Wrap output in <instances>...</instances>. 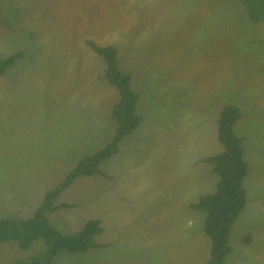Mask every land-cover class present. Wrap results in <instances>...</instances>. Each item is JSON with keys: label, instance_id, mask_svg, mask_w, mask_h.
Here are the masks:
<instances>
[{"label": "rangeland", "instance_id": "374dc122", "mask_svg": "<svg viewBox=\"0 0 264 264\" xmlns=\"http://www.w3.org/2000/svg\"><path fill=\"white\" fill-rule=\"evenodd\" d=\"M0 20V59L23 54L0 76V220L33 217L112 142L120 96L91 39L118 47L142 121L100 167L105 177L78 179L57 202L70 208L50 215L64 235L99 220L100 248L54 264H208L207 214L191 205L216 191L201 161L222 152L227 104L242 110L235 131L250 170L226 264H264V25L239 0H0ZM41 246L10 243L0 264L29 262Z\"/></svg>", "mask_w": 264, "mask_h": 264}, {"label": "trees", "instance_id": "16d2710c", "mask_svg": "<svg viewBox=\"0 0 264 264\" xmlns=\"http://www.w3.org/2000/svg\"><path fill=\"white\" fill-rule=\"evenodd\" d=\"M239 1L252 23L264 25V0ZM3 24L0 20V25ZM85 45L104 61L103 79L119 92L120 99L111 109L112 118L117 124L116 133L108 146L83 159L62 183L46 193L33 217L21 221L13 218L0 220V249L5 243H16L19 249L27 251L41 243V250L44 251L43 255L29 262L17 261L12 264H54L63 253L84 254L100 248L95 241L104 232L99 220L90 221L78 234L64 235L53 226L50 215L70 208L68 204L57 202L78 179L95 175L105 177L100 167L119 152L122 140L138 129L142 116L139 112L140 96L132 86V76L121 66L118 47L101 45L91 39L85 41ZM22 55L17 53L0 59V76L5 75ZM242 116V110L236 105L227 104L222 108L217 123L222 152L201 161L210 164L219 177L215 193L201 197L191 205L194 210L207 214L205 233L211 241L208 264H226L233 252L232 229L247 206L244 182L250 166L246 160L244 139L235 131ZM251 242L250 238L245 239L246 244Z\"/></svg>", "mask_w": 264, "mask_h": 264}, {"label": "crops", "instance_id": "0c3cea01", "mask_svg": "<svg viewBox=\"0 0 264 264\" xmlns=\"http://www.w3.org/2000/svg\"><path fill=\"white\" fill-rule=\"evenodd\" d=\"M238 126V125H237ZM244 139V138H243ZM199 164V163H198ZM250 166V165H249ZM8 244H10V243H5L2 247H1V249H0V254L4 251V250H6V247H7V245ZM16 244V243H15ZM18 246V245H17ZM19 248V247H18Z\"/></svg>", "mask_w": 264, "mask_h": 264}]
</instances>
